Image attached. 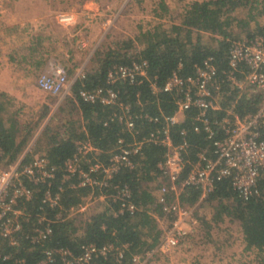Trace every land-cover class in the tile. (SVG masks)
<instances>
[{"label":"trees","instance_id":"trees-1","mask_svg":"<svg viewBox=\"0 0 264 264\" xmlns=\"http://www.w3.org/2000/svg\"><path fill=\"white\" fill-rule=\"evenodd\" d=\"M158 1L160 2L158 7L169 14L165 0ZM259 3H264V0H192L184 8L181 20L170 23L169 27L161 25L152 29L140 22L137 32L133 35L119 37L108 34L103 48L94 50L92 60L96 66L82 71L84 75L77 76L72 81L70 94L59 102L57 111L52 112L42 126L41 122L49 112L47 104L42 107L36 120L23 119L21 106L14 103L12 96L0 91L2 147L0 165L12 163L32 137L34 139L31 150L26 152L24 158L27 159L34 154L46 155L50 162L57 165L52 189L59 183L60 165L76 149V139H88L96 147L94 151L87 153L89 157L107 161L112 150L116 148L119 137L122 136L126 141L132 140L133 137H141L153 124L139 117L135 120L133 130H128L116 118L110 119V115L118 109L117 103L83 100L79 95V89H93L105 85L109 67L119 63L130 64L132 60L144 58L148 64L146 77L137 76L133 82L120 79L108 85L117 91L118 100L128 102L133 111H145L152 115L169 113L175 107L172 94L159 91L154 95L151 92L149 78L155 79L158 84L163 83L179 61L182 62V73H191L194 64L200 62L206 55L215 57L219 70L226 67L227 50L232 39L242 35H264V22L259 23L254 19L256 9L264 14V4L259 9ZM245 7H248L246 16L238 17L235 11ZM249 19L254 20V23L251 24ZM229 99L221 100L222 108L226 107ZM261 100L262 96L258 92L249 96L247 91H244L236 109L240 114L255 111ZM223 111V109L213 111L212 114L220 115ZM195 112V108L187 110L184 120L175 124L171 132L173 140L178 141L177 129L182 126L188 129L190 145L186 156L190 161L196 159V153L200 148L209 146L205 132L202 129L198 132L193 130ZM36 131H39L37 135ZM142 150L141 154L133 157L135 166L120 168L114 174L113 180L127 182L132 191L133 201L144 208L132 213L125 211L114 215L112 209L117 207L118 203L109 195L112 188L92 190L89 187H70L64 184L60 197L63 206L84 202L91 191L93 195L102 192L107 196L103 202H97L92 206L84 221L79 222L76 217L56 221L53 223L51 234L43 244H34L26 234L36 220L43 185L32 184V196L22 203L29 217L18 232L17 242L10 244L0 235V264H37L43 258L46 247L62 246L69 248L73 253H78L81 244L86 242H93L96 245L111 243L122 248L119 260L115 259V251H112L106 256H94L90 264H133L131 254L133 252L143 254L152 247L161 232L158 219L163 216V212L161 205L154 198L153 191L157 183L167 181L156 165L163 157L164 147L151 143L143 146ZM189 167L190 164L186 163L180 179L186 176ZM257 185V194L242 199L232 188L230 181L223 178L216 182L203 203L212 204L214 217L221 219L225 216L228 221L236 222L244 248L255 249L258 252L254 264H264V175L259 178ZM199 194L198 188L186 185L178 194V201L181 205L190 206L198 200ZM167 196L171 198L173 193L170 191ZM47 211L51 214L53 212L49 209ZM195 214L199 225L204 227L199 231L201 235L197 244L205 246L209 241H215L214 233L210 231L213 226L197 211ZM167 217L171 219L173 215ZM193 236L195 234L189 236V241L193 240ZM51 264L64 263L56 253Z\"/></svg>","mask_w":264,"mask_h":264},{"label":"built area","instance_id":"built-area-1","mask_svg":"<svg viewBox=\"0 0 264 264\" xmlns=\"http://www.w3.org/2000/svg\"><path fill=\"white\" fill-rule=\"evenodd\" d=\"M56 18L59 23L71 24L76 20V14L58 12ZM226 59L227 66L219 70L215 57L206 55L194 64L193 72L187 74L182 73V62L179 61L163 83L158 84L155 79L149 78L154 95L159 91L172 94L175 107L169 113L152 115L145 111H133L128 102L118 100L117 91L108 85L120 79L133 82L137 76L146 77L148 64L144 58L109 67L105 85L93 89L80 88L78 92L83 100L117 103L118 109L110 115V119L116 118L128 130H133L139 117L150 121L152 127L141 137H133L130 141L119 137L107 161L89 157L87 153L96 147L88 139H76L75 151L60 165L61 176L54 189L52 182L57 165L50 162L46 155L34 154L24 158L26 152L31 150L32 137L12 163L0 165V235L10 244L17 242L18 232L29 217L22 203L32 196V184L43 185L36 220L26 234L34 244H43L56 221L68 217L84 221L85 211L89 213L93 205L103 202L107 196L102 192L93 195L91 191L84 202L63 206L60 197L64 184L92 190L112 188L109 195L118 203L112 209L114 215L144 208L133 201L130 185L113 180V177L120 168L135 166L134 155L141 154L143 146L151 143L164 147L163 157L156 165L167 181L157 183L153 191L163 212L158 219L161 232L152 247L143 254H131L133 264H143L152 256L185 246L188 236L199 225L196 206L214 189L217 181L227 178L242 199L257 194L258 180L264 175V35H242L232 39ZM80 75L84 73L81 71L77 76ZM71 83L66 68L54 60L47 61L36 78L39 88L57 95L60 100L70 94ZM244 91L249 96L258 92L262 100L255 111L240 114L236 106ZM226 98L230 99L222 108L221 100ZM190 108L196 110L193 130L198 132L202 129L209 140V146L200 148L194 161L186 156L190 145L188 129L185 126L177 129L178 141H174L171 134L173 126L184 120L185 112ZM222 109L224 111L220 115L212 114ZM186 163L190 167L186 176L180 179ZM186 185L195 186L200 191L198 200L190 206L181 205L178 201V194ZM170 191L173 193L171 198L167 196ZM47 209L53 210L52 214ZM170 214L173 217L168 219ZM112 251H115V259L119 260L122 248L111 243L96 245L86 242L81 244L78 253L62 246L46 247L43 258L37 264H51L56 253L64 264H90L94 256H106Z\"/></svg>","mask_w":264,"mask_h":264},{"label":"rangeland","instance_id":"rangeland-1","mask_svg":"<svg viewBox=\"0 0 264 264\" xmlns=\"http://www.w3.org/2000/svg\"><path fill=\"white\" fill-rule=\"evenodd\" d=\"M77 1L84 2V0H56L52 2V9L58 11H69L77 6ZM101 3L100 7L104 10L102 15L99 14V26L101 29H95L93 36L98 32L105 33L107 37L109 35L123 36V35H133L138 30V24L143 22L148 27L157 28L158 26L169 27L172 22H179L181 20V14L184 8L192 0H165V4L168 7V12L164 13L163 10L158 7L160 3L158 0H99ZM81 2V3H82ZM264 3H259L258 8L261 9ZM80 5V4H78ZM248 7L240 8L235 11V14L240 16H246ZM56 12V11H55ZM254 19L256 22H264V14L256 9L254 13ZM96 18L93 22L98 23ZM251 24L254 20L249 19ZM60 29L63 28V24L60 23ZM72 39V37H71ZM106 38L104 39V41ZM104 41L96 43L95 48L91 49V46H86L82 48H70V56L64 58L66 66L68 62L74 63V54L81 56V59L77 58L76 62H80L87 55L88 67L91 68L94 65V60H92L94 50L97 48H103ZM72 47H75V43L72 42ZM68 53V52H67ZM69 54V53H68ZM74 66V65H73ZM86 67V66H85ZM69 76V73L67 71ZM26 87V93L19 94L18 96H13V101L16 105L21 106L23 111V119H28L31 121L36 120L38 113L42 110V107L47 104L49 112L44 117L41 122V126L45 120L51 115L52 112L57 111V106L61 101L60 98L51 94L47 91L42 90L34 83V78L28 80ZM40 126V127H41ZM39 127V128H40ZM36 134V133H35ZM34 134V135H35ZM29 142V141H28ZM27 142V143H28ZM155 191V188H154ZM201 216H210L213 218L212 228L213 230H218L220 232V238H226L229 235L234 237V240L228 242L227 245L220 246L214 241L207 240L208 243L204 245H198V237L201 235L199 231H202L204 227L202 225H197L194 230L195 236L193 240L189 241L191 235L188 236V242L185 246L172 249L169 253L155 255L144 261L143 264H254L255 258L257 257V250L250 249L246 250L244 248V242L240 241L241 232L238 230V225L236 222L228 221L227 217L217 218L214 217V207L210 203H199L195 209ZM89 213L85 211L84 215L87 217ZM206 220H209L205 218ZM228 233V234H227ZM217 232L214 231V238ZM204 238V237H203ZM196 240V241H195ZM206 240V239H205ZM220 240V239H219ZM216 239V241H219ZM225 242V241H224ZM222 242V244L224 243ZM205 243V242H204ZM211 246V247H210ZM220 246V247H218ZM214 252V253H213ZM208 254V255H206Z\"/></svg>","mask_w":264,"mask_h":264},{"label":"crops","instance_id":"crops-1","mask_svg":"<svg viewBox=\"0 0 264 264\" xmlns=\"http://www.w3.org/2000/svg\"><path fill=\"white\" fill-rule=\"evenodd\" d=\"M52 2L56 0H0V91H5L12 97L25 94L24 86H27L28 80L32 77L36 84L37 75L47 61L54 60L65 67L64 58L73 52L70 48L91 46V49H94L96 43L106 38L105 33L102 35L99 31L101 27L97 20L99 14L104 13L100 7L102 2L77 1V6L67 11L75 13L76 20L71 24L61 23L65 30L60 29L61 25L56 18L58 12L65 11L52 9ZM95 18L98 23L93 22ZM95 29L99 30L94 37ZM80 41H83L82 45ZM72 42L75 43V47H72ZM77 58L81 59V56L74 54V63L68 62L66 66L70 81H73L79 72L89 69L87 55L80 62H76ZM94 66L95 62L92 67ZM38 132L36 131V135ZM208 217L205 216L212 223L213 218ZM213 229L210 228L212 233L217 232L214 242L220 244L221 248L234 240L228 233L226 238H220V232ZM239 240L242 241L241 236Z\"/></svg>","mask_w":264,"mask_h":264}]
</instances>
